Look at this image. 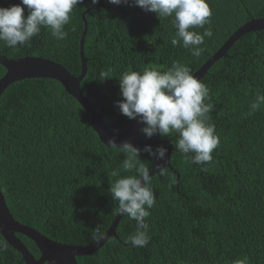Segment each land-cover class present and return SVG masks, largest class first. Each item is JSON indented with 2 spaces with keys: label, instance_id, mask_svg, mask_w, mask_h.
I'll list each match as a JSON object with an SVG mask.
<instances>
[{
  "label": "trees",
  "instance_id": "obj_1",
  "mask_svg": "<svg viewBox=\"0 0 264 264\" xmlns=\"http://www.w3.org/2000/svg\"><path fill=\"white\" fill-rule=\"evenodd\" d=\"M19 0H0V7ZM211 23L193 28L204 38L199 57L171 39V17L145 12L132 4L113 5L84 0L65 26L68 37L54 38L42 28L28 46L9 48L0 42V55L10 59L41 57L64 66L73 76L81 72L79 41L82 14L87 22L83 53L84 96L113 133L134 120L121 115L118 79L125 71H165L174 62L196 72L243 24L264 17V0H207ZM90 5V6H89ZM111 5L110 7H102ZM25 15L27 10L25 9ZM112 78L99 81V72ZM5 69L0 65V77ZM209 89V123L215 125L219 146L212 161L186 162L175 149L177 137L158 134L145 142L168 140L175 149L170 168L151 176L155 204L149 209V243L133 247L127 239L135 221L123 216L116 237L78 264H264V105L248 114L256 95L264 94V30L241 36L225 56L199 79ZM144 126V125H143ZM160 146V145H157ZM154 146L153 148L157 147ZM164 146V145H163ZM165 147V146H164ZM124 155L105 147L90 124V115L55 80L15 82L0 96V192L13 218L61 244L87 246L93 229L105 233L117 214L108 189ZM140 159L150 168L160 163L147 153ZM133 173L120 168V175ZM36 258L35 244L16 234ZM0 264H25L0 235Z\"/></svg>",
  "mask_w": 264,
  "mask_h": 264
},
{
  "label": "clouds",
  "instance_id": "obj_2",
  "mask_svg": "<svg viewBox=\"0 0 264 264\" xmlns=\"http://www.w3.org/2000/svg\"><path fill=\"white\" fill-rule=\"evenodd\" d=\"M99 0H90L95 5ZM109 4H127L129 0H107ZM132 4L145 12L169 18L175 28L171 44L175 47L182 42L191 55L199 57L205 37L213 35L210 28L203 34L190 29L204 28L211 23L212 10L207 0H131ZM84 0H19L18 4L0 7V42L5 47L17 48L30 45L32 39L41 33L42 28L50 31L57 40L68 37L65 26L70 23L71 14L82 5ZM89 5V6H90ZM25 9L27 15H25ZM99 81L112 78L109 72H99ZM121 100L114 102L119 113L129 120H136L144 126L140 132L151 138L176 136L175 149L186 162L198 165L210 163L212 153L219 146V137L215 134V125L209 123L212 105L206 103L208 87L197 79L191 69L184 64L174 62L165 71L145 69L143 73L125 71L118 79ZM264 105V94H257L251 103L252 114ZM108 148H114L124 155L120 168L133 173L120 175V168L113 169L116 177L108 191L117 203V214L135 221V232L127 239L133 247H145L149 243V225L146 218L155 204L151 184L150 168L140 159L141 153H147L154 163L163 162L168 149L163 145L155 148L145 145L143 149L133 146L129 141L118 145L115 137L107 139ZM105 233L97 225L92 239L99 241ZM234 264H246L237 260Z\"/></svg>",
  "mask_w": 264,
  "mask_h": 264
},
{
  "label": "water",
  "instance_id": "obj_3",
  "mask_svg": "<svg viewBox=\"0 0 264 264\" xmlns=\"http://www.w3.org/2000/svg\"><path fill=\"white\" fill-rule=\"evenodd\" d=\"M97 6L99 5L92 6L90 9L86 10V12ZM110 6L111 5H106L102 7ZM86 12H84L81 16L84 28L79 41L81 72L78 76H73L61 64L41 57L25 56L22 58L10 59L0 55V65L5 69L4 75L0 77V96L15 82L38 78L55 80L63 87L69 96L74 98L78 104L89 113L91 127L97 134L98 139L102 144H106L107 139L114 136L118 145L122 141H129L133 144V146L140 149H143L145 145H149L151 147L164 145L168 149L166 158L157 167L150 171V175L153 176L154 174H157L163 168H170V155L175 149L168 140H159L155 142L143 141L140 136V128L143 127V124L136 120H134L125 130L119 133H113L102 119L101 114L93 109L91 102L84 96L80 84L87 70V59L83 53V44L88 28L84 17ZM262 30H264V17L252 19L243 24L227 38L222 46L208 60H206V62L196 72L193 73L194 76L197 79H200L215 61L225 56L228 49L241 36L247 33ZM122 217V215L116 214L112 224L105 232L104 238L91 245L79 246L61 244L47 238L34 228L16 221L6 205L4 196L0 192V235L8 245L19 252L25 264H78V257H84L92 254L100 249L108 238L116 237V228ZM16 234L24 235L35 244L40 253L38 258L30 253L24 243L16 237Z\"/></svg>",
  "mask_w": 264,
  "mask_h": 264
}]
</instances>
